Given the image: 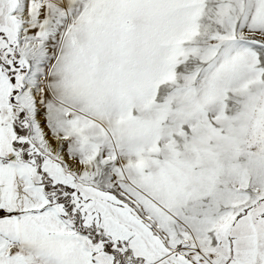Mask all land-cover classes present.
Instances as JSON below:
<instances>
[{
	"label": "snow or ice",
	"instance_id": "1",
	"mask_svg": "<svg viewBox=\"0 0 264 264\" xmlns=\"http://www.w3.org/2000/svg\"><path fill=\"white\" fill-rule=\"evenodd\" d=\"M0 264H264V0H0Z\"/></svg>",
	"mask_w": 264,
	"mask_h": 264
}]
</instances>
